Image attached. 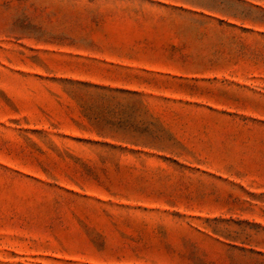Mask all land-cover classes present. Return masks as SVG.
Here are the masks:
<instances>
[{"label":"rangeland","instance_id":"rangeland-1","mask_svg":"<svg viewBox=\"0 0 264 264\" xmlns=\"http://www.w3.org/2000/svg\"><path fill=\"white\" fill-rule=\"evenodd\" d=\"M0 264H264V0H0Z\"/></svg>","mask_w":264,"mask_h":264}]
</instances>
